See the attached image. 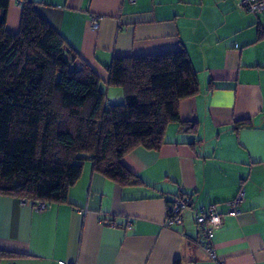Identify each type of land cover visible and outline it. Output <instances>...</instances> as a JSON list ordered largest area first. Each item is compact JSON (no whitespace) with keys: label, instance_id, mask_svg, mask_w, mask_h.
<instances>
[{"label":"crops","instance_id":"obj_1","mask_svg":"<svg viewBox=\"0 0 264 264\" xmlns=\"http://www.w3.org/2000/svg\"><path fill=\"white\" fill-rule=\"evenodd\" d=\"M32 1L100 77L108 103L124 101L107 84L120 56L184 48L198 91L179 100L180 121L167 124L158 149L137 146L123 156L142 184L119 186L84 161L67 202L36 211L0 194V252L14 255L1 261L216 264L193 217V208L214 204L223 219L213 238L218 256L225 264H264V13L240 11L234 0ZM21 2L9 0L10 33L19 30ZM247 118L249 125L234 128ZM239 191L238 213L229 215L227 201ZM172 195L189 196L190 206L169 227Z\"/></svg>","mask_w":264,"mask_h":264},{"label":"trees","instance_id":"obj_2","mask_svg":"<svg viewBox=\"0 0 264 264\" xmlns=\"http://www.w3.org/2000/svg\"><path fill=\"white\" fill-rule=\"evenodd\" d=\"M8 4L0 0V194L67 202L84 161L119 186L142 184L122 158L137 146L158 149L167 124L180 121L179 100L197 93L186 50L114 57L107 84L124 101L111 104L100 77L32 0L21 2L16 33L5 26Z\"/></svg>","mask_w":264,"mask_h":264},{"label":"built area","instance_id":"obj_3","mask_svg":"<svg viewBox=\"0 0 264 264\" xmlns=\"http://www.w3.org/2000/svg\"><path fill=\"white\" fill-rule=\"evenodd\" d=\"M133 3L135 0H128ZM235 5L238 10L251 13V14H262L264 13V0H234ZM98 16L92 15L90 17V25L92 29L98 28ZM243 200V193L239 191L237 195L227 201V214L236 215L238 213V206ZM21 203L25 201L21 200ZM33 209L36 211H41L46 208V203L43 201L30 202ZM190 206V197L187 195H172L168 198V211L167 217L165 219V225L172 227L175 225H180L182 223V213L185 209ZM193 217L195 224L200 233V245L206 252L207 256L213 260L216 264H225V261L218 256L215 246H214V234L215 231L222 224V214L218 212L214 204L207 207L193 208ZM114 226V224H112ZM130 224L127 225L129 227ZM0 264H4L1 261ZM6 264H14L13 262H8ZM57 264H68L64 260H59Z\"/></svg>","mask_w":264,"mask_h":264}]
</instances>
